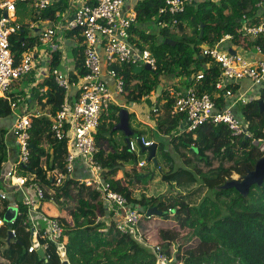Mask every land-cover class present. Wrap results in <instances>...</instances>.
<instances>
[{"label":"trees","instance_id":"trees-1","mask_svg":"<svg viewBox=\"0 0 264 264\" xmlns=\"http://www.w3.org/2000/svg\"><path fill=\"white\" fill-rule=\"evenodd\" d=\"M258 1L202 0L188 5L182 14L177 15L180 22L177 32L161 29L156 35L135 26L132 32L138 38L133 41L151 52L156 59V68L136 72L134 65L115 66L124 80L122 98L128 104L140 102L158 88L159 78L163 75L170 80L181 78L186 88L192 87L199 94L208 93L215 100L217 109L224 108L223 91L216 87L219 66L202 54V44L214 46L228 34L232 44H246L254 48L257 42L240 33L239 29L242 15L252 17L258 12ZM163 3L164 0H139L134 6L138 24H151ZM67 6V0H57L38 10L30 1L17 2L16 12L23 14L20 21L30 16L31 20H54L56 12L64 11ZM1 13L0 10V17ZM201 25L203 34L199 37ZM186 26L191 28L189 33L182 31ZM28 28L29 24L24 23L9 36L15 65L21 61L23 52H31L32 47L39 43L37 35L27 37ZM75 32L78 33L77 30ZM79 38L82 39L81 36ZM165 39H170V43H166ZM60 60L61 52L53 50L48 63L50 71L59 66ZM74 66L79 76L85 73L81 46L77 47ZM199 72L203 76L196 81L195 76ZM70 76L71 80L76 79L74 74L70 73ZM43 84L47 89L38 103L49 105L52 115L62 102L64 91L51 74ZM169 86L179 88L175 84ZM44 98L46 100L42 102ZM259 99H264V87L259 89L256 99L238 105L240 115L237 116L248 121L249 137L232 135L223 123L205 122L187 131L185 116L170 114L173 98L168 94V88H163L156 101L150 103L152 108L157 109L150 111L153 129L143 128L140 122H136L135 113H129L132 134L128 140L144 135L147 140L156 142V163L147 160V153L140 146L137 151H131L124 133L112 129L119 119L121 107L109 104L100 116L95 133L98 149L95 159L102 170H106L103 179L126 198L129 207L145 212L155 206L160 215H154V222L152 217L146 219V225L152 227L158 222V226L155 233L150 235L147 231L138 238L134 235L135 230H119L116 225L119 216L109 210L95 185L69 178L63 187L52 189L50 195L44 198L52 200L67 212L64 216L62 210L61 215L54 218L62 228L59 241L65 246L69 264H157L158 254H162L165 264H264V182L261 186H252L247 197L234 188L221 187L233 173L241 178L262 155L264 112L259 110ZM10 110L7 99L0 97V115L8 114ZM50 123L46 115L32 118L28 130L30 158L26 165L16 168L18 175L29 177L32 182L45 183L46 170H50V166L65 171L66 143L52 136ZM168 127L173 131L169 137L171 149L166 147L167 141L160 135ZM255 140H259V145L254 144ZM172 153H177L196 176L198 181L192 186L193 190L207 189L195 202L187 200L174 189L157 196L144 193L147 184L157 174L176 171L177 164ZM4 160L5 147L0 144V165ZM138 160H144V165L140 167ZM121 163H128L129 170ZM120 170L122 176L118 177ZM48 182L50 184L51 180ZM76 187L77 193L72 194ZM186 191L190 193L192 189ZM68 200L74 202L72 207L68 205ZM15 203L19 212L13 222L16 238L8 245L5 241L7 227L4 223L0 226V264H62L55 243L41 235H38L39 242L45 245L47 260L41 258L36 249L28 250L31 243L28 209L20 199ZM2 216L0 212V218ZM167 220H172L176 227L165 228L163 222H169Z\"/></svg>","mask_w":264,"mask_h":264},{"label":"built area","instance_id":"built-area-1","mask_svg":"<svg viewBox=\"0 0 264 264\" xmlns=\"http://www.w3.org/2000/svg\"><path fill=\"white\" fill-rule=\"evenodd\" d=\"M30 1L35 9H44L57 0H0V96L6 98L10 108L14 110L16 103L9 95L10 85L13 81L28 74L35 66L36 60L31 52H23L22 59L14 64L13 54L9 46V36L21 28V24L14 19L17 2ZM126 0H80L74 1L70 8L56 12L54 20L39 33L41 44L52 43L58 34L64 36L68 32H75L82 37V65L85 73L79 76L76 71L71 72L76 76L71 80L70 74H65L53 68L50 74L56 84L64 91V97L54 114H41L39 112L17 113L12 128L18 148V157L15 163L5 171L11 184L33 189L32 195H23L22 202L27 206L28 213L32 210L39 211V204L44 200L46 188L39 182H32L29 177L18 175L16 168L26 165L30 158L29 128L32 118L46 115L50 119L52 136L66 143L64 168L61 172L54 169L51 186L59 188L67 179L72 178L75 162L79 161L88 172L87 178L80 182L86 185H95L102 194L104 202L109 210L121 216L117 227L123 232L136 230L137 225L146 222L152 216H146L137 208L129 207L126 198L114 191L108 182L103 179L102 168L95 159L97 145L95 133L98 128L100 116L109 104H117V98L124 93V80L118 75L115 66L124 64L134 66L149 65L151 70L156 68V59L147 48H140L133 41V28L138 25L137 15L134 10L125 9ZM202 0H164L153 18V23L159 29L178 31V14H182L188 5ZM218 1V0H212ZM258 12L252 17L242 15L240 19V33L257 42L254 49L262 57L257 59L247 58L242 53L230 52V44L226 42L231 35H225L214 44L204 45L202 54L216 62L220 69V75L216 81V87L223 91L225 107L217 109L215 100L206 92L197 93L192 87L184 89L168 88V94L173 98L170 114H183L185 116L186 129L191 131L199 125L210 122L212 124L223 123L228 126L232 135L249 137L247 132L248 121L242 120L232 110L234 105L246 104L256 99L253 86L264 87V0L257 2ZM6 11L7 17L3 16ZM32 28V24H29ZM136 39V38H135ZM240 45V44H239ZM225 46V47H224ZM232 49V48H231ZM53 50H49L51 54ZM203 76L199 72L195 79L198 81ZM242 81H248L244 86ZM122 107L123 105H119ZM124 107V106H123ZM157 109L152 108L155 112ZM139 142L143 146H149L153 140H147L145 136L128 140L131 151H137ZM264 144V143H263ZM263 145H261V150ZM141 167L144 160H138ZM50 194V192H49ZM0 199L5 200L6 194L0 191ZM3 219L0 218V226ZM150 230V228H149ZM148 230V231H149ZM62 228L57 219L49 220L47 228L35 232L33 241L28 247L29 251L41 247L45 251V245H40L38 235L55 243L57 253L62 264L66 262L65 246L59 241ZM13 240L16 232L12 228ZM159 249L158 246L155 247ZM157 264H165L162 254H158Z\"/></svg>","mask_w":264,"mask_h":264},{"label":"crops","instance_id":"crops-1","mask_svg":"<svg viewBox=\"0 0 264 264\" xmlns=\"http://www.w3.org/2000/svg\"><path fill=\"white\" fill-rule=\"evenodd\" d=\"M78 2L80 0H67L68 6L67 8H70V5L74 2ZM139 0H126L125 1V9L126 10H134L135 4ZM74 4V3H73ZM22 12H15L14 19H16L17 22H19L21 25L24 23L32 24V28L29 26L27 37H31L34 35L39 36V33L46 27L50 25V22H47L46 20H31V17L26 18L23 21H20L19 18L22 17ZM154 25L153 21L151 23ZM148 25L146 22H139L138 26L140 28H145V26ZM134 33V32H133ZM152 33V32H149ZM79 34L76 32H68L63 37L60 35H56L52 43L48 46L46 44L39 43L35 44L32 48V55L34 59L36 60V66L26 75L22 76L16 81H13L10 85L9 89V95L11 99L16 103V106L14 107V110H10V113L5 115H0V144L5 147V160L0 165V170L2 169V172H0V191L4 192L6 194V199L1 200L0 199V212L4 213L7 206L5 204H9L11 202L15 203V200H22V194L24 195H32L34 193L33 189L28 188L27 185L24 187H19L16 185H13L9 182L8 177L5 175V171L8 169V167L13 165L18 157V148L16 144L15 137L12 132V128L16 119V114L20 113H29V112H39L41 114H47L49 113V105H43L41 106L38 103L39 97L46 92L47 86L43 83L46 81L50 74V67L48 65L50 54L48 53L49 50H55L58 49L61 52V60L59 64V68L63 67L65 69V74H70L71 72L75 71V61H76V52L77 47H82V39L79 38ZM135 38H138V35L134 33ZM231 46L232 50H235L237 52L242 53L247 58L257 59L259 57H262L261 54H258L254 48L247 46L246 44H232L229 40L226 42V45ZM225 47V46H224ZM35 48V50H34ZM230 48V49H231ZM45 69H47L48 73H46ZM163 76V75H162ZM174 81H172L171 84H175L179 88L176 89H184L186 88L184 86V83L181 78H174ZM244 81H242L243 83ZM244 86H247V83H243ZM165 87H173V86H166ZM163 84H159L158 88L150 94L148 97H143V99L138 103H126V100L122 97L117 98V102H119V105H123L124 107L130 105L129 110L130 113H135L136 115V122H140L142 124V127L147 129V127H150V129H153V121L151 118V102H155L156 98L160 95L163 88ZM175 87V86H174ZM173 87V88H174ZM261 87L259 86H253V93L255 96H258V91ZM1 97V96H0ZM46 99H42V102ZM138 104V105H137ZM239 105V104H238ZM238 105H234L232 107V110L237 114L240 115ZM151 111V112H150ZM169 131L171 130L169 127L165 128ZM167 134L172 133V130L170 132H167ZM162 137H166L164 135H161ZM122 167L126 168V170H129L124 165H121ZM88 174L87 171L84 170V167H82L81 163L79 161L75 162L74 171L72 174V178L78 180L79 182L83 180L84 178H87ZM117 176H122V171H118ZM82 183V182H80ZM16 204V203H15ZM55 203L52 200H45L42 201L39 204V211L32 210L33 212L28 213L27 222L30 224V241L32 242L35 236V232L42 230L43 228H47L49 224V220L54 218L55 216L61 215L60 210L61 207H57L54 205ZM60 213V214H59ZM19 214V212H18ZM116 216H119V220L121 219V216L116 214ZM3 218V216H2ZM34 229V234L31 236V229Z\"/></svg>","mask_w":264,"mask_h":264},{"label":"rangeland","instance_id":"rangeland-1","mask_svg":"<svg viewBox=\"0 0 264 264\" xmlns=\"http://www.w3.org/2000/svg\"><path fill=\"white\" fill-rule=\"evenodd\" d=\"M143 30H145V32H148V33L152 32V33H155L156 35H159L158 33H159V30H161V29H159L155 24L154 25L148 24V25L145 26V28H143ZM182 31H185V32L189 33L191 31V28L189 26H186V27H184V29ZM202 45L204 46V45H207V44L203 43ZM47 46H48V49H49L50 45L48 44ZM34 50H35V48H34ZM31 51H32V49H31ZM58 69L60 71H62L63 73H65V69L63 67H61V68L58 67ZM45 71H46V73H48L47 69H45ZM159 79H160L159 80L160 84L161 85L163 84V87H165L164 85H166V86L172 85L171 83H172V81H174L173 79L170 80L169 78H167L165 76H160ZM244 83L249 84L248 81H244ZM129 107H130V105H129ZM129 107L126 106V108H129ZM166 131L170 132L171 130L168 131L166 129ZM166 131L165 130L162 131L160 133V135L166 136V137H163L167 141L166 142V147L171 149V147L169 146L170 134H167ZM172 154L174 156L175 163L177 164L176 171L172 172V173H169V174L161 173V172L159 174H157L154 177V179L147 184L146 189L144 190V193L147 196H157V195H160L162 193L167 192L170 189H174V190L182 193V195H184V197L187 200H189L191 202L197 201L198 200L197 198L201 197L203 194H205L207 192V189L204 188V187H201V188H197L196 190H193L192 186L195 185L196 182L198 181L196 179V176L191 171V169H189L188 167L185 166V164L183 163L181 157L177 153H172ZM121 165H124L127 168L129 167L128 163H121ZM52 167L50 166L51 169L50 170H46V178H45L46 182L45 183H41L43 185V187L46 188V195H50L49 192H51V190L55 188L54 186H51L49 184V182H48V181H50L52 179V176L54 174V172H53L54 169ZM231 178H239V176H238V174L233 173ZM63 186H64V184L61 185L59 188H55V189L59 190ZM186 189H192V191L190 193H187ZM139 190H140V186L138 187V190L136 192L137 194H139V192H138ZM77 191H78L77 187L73 188L72 194H76ZM54 205L57 207V210H58L59 209L58 206L56 204H54ZM68 205L70 207H72L74 205V202L72 200H68ZM59 207H61V206H59ZM62 210H60V213H62ZM63 214H64V216H66L67 212L64 211ZM151 219H152L153 222L155 221L154 220L155 219L154 216H152ZM156 219H158V218H156ZM167 221H169V220H167ZM156 226H158V222L153 223L152 227H149L148 225H146V222L140 223L139 225H137V228L134 231V235H136V237L138 238L141 234L146 233L149 230V228H150L149 231H150V235H151V233H155L156 232ZM163 226L165 228L166 227L167 228L176 227V225L172 222V220L169 221V222H163ZM183 232H185V231H183Z\"/></svg>","mask_w":264,"mask_h":264},{"label":"water","instance_id":"water-1","mask_svg":"<svg viewBox=\"0 0 264 264\" xmlns=\"http://www.w3.org/2000/svg\"><path fill=\"white\" fill-rule=\"evenodd\" d=\"M3 16L7 17L6 11L3 12ZM203 34V28L202 25L200 27V34L199 37H201ZM166 43H170V39H165ZM230 52L234 53L235 51L232 49H229ZM142 70H151L149 65H144V66H135V71L140 72ZM258 106L259 110L261 112H264V99H259L258 100ZM129 110L126 107H121L118 112V121L117 123L113 126V130H120L124 133L125 135V140L128 142L129 136L132 134V131L129 127ZM255 145H259V140L254 141ZM262 148V155L256 160L254 166L252 169H249L246 171L245 174L241 176V178H231L227 181L224 182V184L221 186L224 189L227 188H234L239 194H241L243 197H247L248 193L250 191V188L254 185L261 186L262 183L264 182V144ZM139 146L143 151H146L147 153V160H151L154 163H156V148H157V143L152 142L149 146H143L139 142ZM105 169L102 170V173H105ZM2 172V169L0 170ZM146 216H154V215H160V212L157 210L155 206L149 207L145 211ZM18 216V208L17 205L13 202L9 203L6 210L3 213V223L7 227L6 231V238L5 241L8 243V245L11 243L13 240V235L11 234V229L13 228V222ZM34 234V229H31V236ZM18 243L22 244L20 240H16ZM37 254L45 259H46V254L45 251L41 248L38 247L36 249ZM66 264V262H64Z\"/></svg>","mask_w":264,"mask_h":264},{"label":"bare ground","instance_id":"bare-ground-1","mask_svg":"<svg viewBox=\"0 0 264 264\" xmlns=\"http://www.w3.org/2000/svg\"><path fill=\"white\" fill-rule=\"evenodd\" d=\"M8 244V243H7Z\"/></svg>","mask_w":264,"mask_h":264}]
</instances>
